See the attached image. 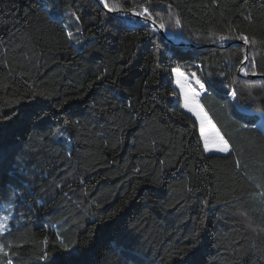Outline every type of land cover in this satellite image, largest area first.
Returning a JSON list of instances; mask_svg holds the SVG:
<instances>
[{
	"label": "trees",
	"instance_id": "1",
	"mask_svg": "<svg viewBox=\"0 0 264 264\" xmlns=\"http://www.w3.org/2000/svg\"><path fill=\"white\" fill-rule=\"evenodd\" d=\"M106 2L175 41L248 37L245 75V45L181 47L105 0H0V264H264V0ZM177 69L229 152L204 150Z\"/></svg>",
	"mask_w": 264,
	"mask_h": 264
},
{
	"label": "snow or ice",
	"instance_id": "2",
	"mask_svg": "<svg viewBox=\"0 0 264 264\" xmlns=\"http://www.w3.org/2000/svg\"><path fill=\"white\" fill-rule=\"evenodd\" d=\"M107 2L105 0V7H107ZM110 11H119L117 8H110ZM135 15H139L145 17L146 19H151L155 24V19L152 17L147 7H144L143 11L140 13H134ZM179 20L176 21L177 26H179ZM160 28H164V24H159ZM71 35V34H69ZM245 43H248V37L241 36L240 37ZM221 40L225 39L224 37H220ZM247 59V57H245ZM195 76V74H193ZM196 83L200 86V89H205L204 83H202L199 78H196ZM177 84L181 89V93L183 95V107L187 108L189 111L194 112L196 115L200 116V133L203 139V148L205 151H219V152H229L230 145L227 140L220 134V132L215 128V125L212 124L211 120L207 118L206 114L201 115L200 111L197 109L200 107L197 102V97L200 95L195 89H191L187 82H181L179 79L177 80ZM188 88V91L185 89ZM175 93H173L174 95ZM233 97H235L236 93L233 91ZM207 124V127H206ZM7 220V217H4ZM2 227V226H0ZM3 251V246L0 245V252ZM7 264H12V261L9 260Z\"/></svg>",
	"mask_w": 264,
	"mask_h": 264
},
{
	"label": "rangeland",
	"instance_id": "3",
	"mask_svg": "<svg viewBox=\"0 0 264 264\" xmlns=\"http://www.w3.org/2000/svg\"><path fill=\"white\" fill-rule=\"evenodd\" d=\"M142 21H144V20L141 19V18H138V21H131L130 20V22L131 23H134V24L140 23ZM167 32L171 36V38L173 40L175 38H177V36L174 33L169 32V31H167ZM179 39H182V38H178V40ZM183 40H184V38H183ZM196 78L197 77L196 76H193V74L192 75H188V74L183 73L180 69H177L175 71V73H174V87H175L176 93L174 95H172V97L175 100V102H179L180 101L182 108L196 118V120L198 121V124H199V128H200V118L201 117L198 116V115H196L194 112L189 111L187 108H184L183 107V95L181 93V89H180L179 85L177 84V80L179 79L181 82H187L191 89H195L197 92L200 93V95L197 97V102H198V104L200 106L197 109V111H200L201 112V115L206 114L207 118L210 119L211 122H212V124L215 125V128L220 132L221 135H223V133L221 132V130L219 128H217L218 126H216V123L214 122V120L212 119V117L211 116L208 117V113L205 110L204 106L202 105L201 96H202V93L205 91V89H203V90L200 89V86L196 83ZM185 91H188V88H186ZM232 97H233V95H232ZM233 98H235V97H233ZM206 127H207V124H206ZM223 137H224V135H223ZM208 152H219V151L213 150V151H208ZM7 221H8V218H7V220H5L4 217L0 218V226H2V227H0V232L5 231V230L8 229L9 226H8Z\"/></svg>",
	"mask_w": 264,
	"mask_h": 264
},
{
	"label": "water",
	"instance_id": "4",
	"mask_svg": "<svg viewBox=\"0 0 264 264\" xmlns=\"http://www.w3.org/2000/svg\"><path fill=\"white\" fill-rule=\"evenodd\" d=\"M98 1L100 3L104 2V0H98ZM105 8H106V10H108L111 13L116 14L118 17H120L121 19L125 20L126 22H130V17H134L135 16L134 14H122L121 12L110 11L109 10L110 8H108V7H105ZM136 16L144 20V21L140 22L139 24L146 23V24H149V25L155 27L156 30L161 35L165 36L170 42H173L175 45H178V46H181V47H184V46H195V47H198V48H206V47H227V46H230V45H233V44L245 45L247 47V53H246L247 59H245V61L243 62L242 66L239 68V74L240 75H245V73L242 71V67H243V65H245L246 63L249 62V49H250L249 43H245L243 40H236V41H234L232 43H222V44L211 43V44H207V45H197V44L189 43L188 41L183 40V39H179V40L175 41V40H173L171 38V36L168 34V32L164 28H160L159 24H157L156 22L154 24L151 19H146L145 17L139 16V15H136ZM246 76L251 77V78H264V75L256 74V73L255 74H248ZM205 92H206V90L203 92V94Z\"/></svg>",
	"mask_w": 264,
	"mask_h": 264
},
{
	"label": "crops",
	"instance_id": "5",
	"mask_svg": "<svg viewBox=\"0 0 264 264\" xmlns=\"http://www.w3.org/2000/svg\"><path fill=\"white\" fill-rule=\"evenodd\" d=\"M206 90V89H205ZM203 94V93H202ZM203 105V104H202ZM204 106V105H203ZM237 107L240 109V110H242V111H245V112H248V113H254V111H252V110H248V109H246L245 107H242V106H239L238 104H237ZM205 108V107H204ZM205 110H206V108H205ZM207 111V110H206ZM207 113H208V117H210L211 115H210V113L207 111ZM259 115H260V120L258 121V123H257V126L264 132V113H262V112H260L259 113ZM217 126V125H216ZM218 128V127H217ZM226 139V138H225ZM230 145V144H229ZM230 150H231V146H230ZM221 153H225V152H221Z\"/></svg>",
	"mask_w": 264,
	"mask_h": 264
},
{
	"label": "built area",
	"instance_id": "6",
	"mask_svg": "<svg viewBox=\"0 0 264 264\" xmlns=\"http://www.w3.org/2000/svg\"><path fill=\"white\" fill-rule=\"evenodd\" d=\"M139 24V23H138Z\"/></svg>",
	"mask_w": 264,
	"mask_h": 264
}]
</instances>
